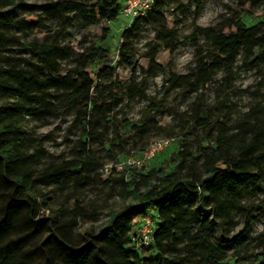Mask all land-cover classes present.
I'll return each mask as SVG.
<instances>
[{
    "label": "trees",
    "instance_id": "trees-1",
    "mask_svg": "<svg viewBox=\"0 0 264 264\" xmlns=\"http://www.w3.org/2000/svg\"><path fill=\"white\" fill-rule=\"evenodd\" d=\"M171 1L153 0L150 9L162 16ZM193 2V28L189 37L196 44L201 37L209 43L206 53L211 54V60H207L204 50L197 46L192 77L171 72L165 80L168 86L200 88L202 94L220 68L225 70L230 84L240 52L251 65L264 64V0H240L243 4L261 7L254 16L247 15L249 22L243 20L240 13L230 12L229 16L209 26L197 23L202 0ZM122 5L123 0H51L43 4L0 0V264H37L31 262L35 250L39 249L33 242L41 236H45L42 245L53 244L51 252L40 248L46 260L55 253L64 264H188L195 258L188 259L180 247L193 239L204 249L205 262L264 264V251L247 262L227 254L235 253L244 244L243 238H224L216 246L207 235L192 234L189 224L193 220L204 224L211 213L210 223L219 228L229 225L234 212L242 207L237 198L239 191L259 182L264 174V120L258 116L244 119L235 137L223 131L226 120L199 108L192 122L205 132L199 139L180 140L181 148L174 155L175 163L170 171L159 163L156 169L147 172L128 167L115 177L107 175L104 183L116 189L117 197L134 203L124 204L97 232L84 231L85 241L81 245L72 239L78 220L88 215L76 194L80 189L68 190L67 205L54 209L47 202L51 199L50 187L61 183L64 173L74 177V183L81 187L93 179L104 163L79 148L72 159L50 160L42 167L50 154L25 125L34 122L41 112L53 111L58 106L68 114H76L75 121L86 139L90 134L91 117H96L98 122L106 121L107 110L103 102H97L98 85L87 73L93 63L105 60L106 50L99 46L91 48L79 59L72 74L62 75L58 66L71 58L74 51L62 43L61 37L71 25L74 14L112 21L121 14ZM141 17H134L119 37L114 57L128 65L136 57L134 44L141 34L137 29ZM178 31L163 28L150 42L147 76L134 85L130 81L127 90L131 99L145 91L147 80L161 66L154 57L163 45L176 38ZM23 49L30 50L37 62L31 63L19 56L17 50ZM176 49L177 46L171 47L170 53ZM227 99L228 92L215 108L220 110ZM115 100L113 97L111 101ZM216 125H221L222 129L211 136L213 132L207 129ZM70 199H73L72 205ZM150 211H155L154 218L147 215ZM145 216L152 219L156 228L148 246L152 249L147 256L140 257L133 229ZM246 216L248 219L249 213Z\"/></svg>",
    "mask_w": 264,
    "mask_h": 264
},
{
    "label": "rangeland",
    "instance_id": "rangeland-1",
    "mask_svg": "<svg viewBox=\"0 0 264 264\" xmlns=\"http://www.w3.org/2000/svg\"><path fill=\"white\" fill-rule=\"evenodd\" d=\"M27 1L43 4L51 0ZM202 2L197 19L201 26L214 25L229 16L230 12L240 13L241 18L249 22L248 16H254L253 14L261 10L260 6L252 7L240 0ZM194 8L193 0H172L166 5L162 16L151 9L142 14L137 23V29L141 34L134 44L136 57L130 65L114 56L118 50L121 33L132 24L134 17L121 13L117 19L110 21L93 20L83 13L74 14L71 25L61 37L62 43L74 51L71 58L59 64L58 71L62 75L72 74L79 65V59L91 48L99 46L106 50L105 60L93 63L87 70L98 85L97 102H103V108L107 110L106 121L98 122L96 117H91L88 139L80 124L75 121L76 114H68L61 106L50 112H41L34 122L25 125V129L38 137L43 148L50 154L45 158L42 167L47 166L50 160L59 162L72 159L79 148H83V153L95 156L104 163L94 174L93 179L81 187L74 183V177L68 173L62 175L61 183L50 187L52 191L48 196L51 199L47 202L54 209L62 204L67 205L68 190L73 187L80 189L76 194L86 207L88 215L79 219L74 227L72 239L76 244L81 245L85 241L84 231L97 232L99 228L109 223L113 213L124 204L134 203L130 199L126 202L117 197L116 189L104 183L107 175L115 177L126 172L128 167H138L139 171L147 172L156 169L159 163L166 171H170L175 163L174 155L181 148L180 140L189 141L192 137L199 139L205 132L192 122L199 108H204L211 114L217 113L219 119L226 120L223 131L235 137L239 135L244 119L258 116L264 120V64L251 65L243 52H240L236 59L231 75L233 81L230 84V78L223 68L219 69L210 87L202 94L200 88L191 90L184 85L168 86L165 82L171 72L192 77L196 67L197 46L204 50L206 59L211 60V54L206 53L210 48L209 43L201 37L196 44L189 37L193 28ZM163 28L167 31L171 29L179 31L176 38L163 45L154 57L155 62L161 66L147 80L145 91L131 99L127 86L130 81L134 85L146 78L151 59L147 54L149 44ZM261 29L259 25V33ZM173 46H177V49L171 54ZM17 52L31 63L38 60L30 50L23 49ZM226 92L228 99L221 105L220 110L216 109V104ZM113 97L116 98L115 101H111ZM159 108L163 111H158ZM220 129L221 125H216L207 130L213 132L211 136H215ZM161 138H171V144L155 153L151 159L137 165L136 162L143 161L144 154L151 144ZM112 154L116 155L113 157ZM237 198L242 207L234 212L233 221L229 225L216 227L209 222L213 219L211 213L208 214L206 223L199 224L193 220L189 224L192 234L207 235L216 246L224 238L232 239L234 236L243 238L244 244L235 253L229 251L227 254L233 257L235 255L240 262H247L264 251V174L260 176L257 185L240 190ZM69 204H73V199H70ZM253 205L259 207L253 209ZM47 213L48 210H45V214ZM155 214V211H150L147 215L154 218ZM138 224L139 222L133 229L136 236ZM155 228V224H152L151 231L153 232ZM44 238L45 236H41L34 240L33 245L39 246V249L35 250L31 262L64 264L55 253L46 260L40 248L51 252L53 244L46 242L42 245ZM135 240L139 256H147L152 249L148 247L150 241L141 245L138 238ZM195 242L193 239L180 247L181 253L188 259L195 258V261H189L188 264H212L204 261V249Z\"/></svg>",
    "mask_w": 264,
    "mask_h": 264
},
{
    "label": "built area",
    "instance_id": "built-area-1",
    "mask_svg": "<svg viewBox=\"0 0 264 264\" xmlns=\"http://www.w3.org/2000/svg\"><path fill=\"white\" fill-rule=\"evenodd\" d=\"M153 0H123V5L121 9V13L124 15H128L130 17H136L144 14L147 10L150 9ZM171 138H161L156 142L152 143L150 148L145 152L143 161L136 162L137 165L145 162L148 159H151L155 153H158L165 147L171 144ZM148 218V219H147ZM153 224L152 219L145 216L139 220L137 238L139 243H147L152 240V235L150 234L151 225Z\"/></svg>",
    "mask_w": 264,
    "mask_h": 264
}]
</instances>
